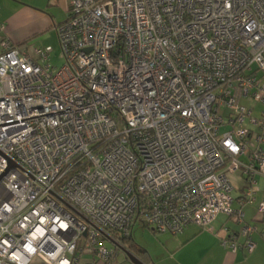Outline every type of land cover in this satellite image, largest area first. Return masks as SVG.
Segmentation results:
<instances>
[{
  "label": "built area",
  "instance_id": "obj_1",
  "mask_svg": "<svg viewBox=\"0 0 264 264\" xmlns=\"http://www.w3.org/2000/svg\"><path fill=\"white\" fill-rule=\"evenodd\" d=\"M66 12L58 68L50 47L0 27V264H116L138 224L216 235L219 215L239 227L220 245L252 252L242 208L264 177V0H69Z\"/></svg>",
  "mask_w": 264,
  "mask_h": 264
},
{
  "label": "crops",
  "instance_id": "obj_2",
  "mask_svg": "<svg viewBox=\"0 0 264 264\" xmlns=\"http://www.w3.org/2000/svg\"><path fill=\"white\" fill-rule=\"evenodd\" d=\"M28 3L30 5L27 6L22 0H0L2 33L14 44L27 43L33 47H50L49 38L46 36L41 38V35L49 29L47 27H50V24L45 19L39 24L37 21L45 16L37 9L38 7H35L34 0H29ZM62 4L64 10L67 11L69 0H47L46 6L47 8L52 5L60 7ZM52 25L54 27V24ZM247 105L255 109L259 106L250 103ZM255 179L257 184L253 188L254 199L242 208L244 222L258 228V232L251 236L255 244L252 252L248 253L244 249L232 252L220 245L219 238L224 236L222 227L225 226L231 231H238L239 227L232 225L225 216L219 215L213 223L216 235L201 231L194 225H189L180 235L176 236L167 233L156 234L145 227L136 225L140 231L136 233L137 227L135 226L131 235L134 246L140 254L136 257L144 264H264V239L260 235L264 229V219L262 220L257 213L258 204L264 198V177L256 176ZM229 180L233 187L234 208H237L238 200L244 194V182L237 173L229 175ZM144 240L148 242H143ZM93 263L92 259L87 258L81 264ZM116 264L132 263L119 249Z\"/></svg>",
  "mask_w": 264,
  "mask_h": 264
},
{
  "label": "rangeland",
  "instance_id": "obj_3",
  "mask_svg": "<svg viewBox=\"0 0 264 264\" xmlns=\"http://www.w3.org/2000/svg\"><path fill=\"white\" fill-rule=\"evenodd\" d=\"M22 2L24 4L26 3L27 6L29 4L28 3L29 0H22ZM34 4H35V7H38L37 9L45 16V17H41L42 19L37 21V22L39 24H41L42 21L45 19L50 24V27H47L49 29L43 35H41V38H44L45 36L49 38L48 44H50V48L52 49L51 63H52L53 66L58 68V67H60L62 65V59L60 57V48H59V44H58V40H57V36H56V32H55V26L57 24L63 23V21L66 20L68 14L64 10L63 4L60 7L52 5V6L48 7V8L46 6L47 0H34ZM52 24H54V27H53ZM50 33H54V34L51 35ZM47 47H49V46H47ZM243 104L246 105L247 103L243 102ZM259 110H260L259 106H257L256 109L254 108V114H256L258 116L259 115ZM137 226L138 227L139 226L143 227L140 224H138ZM138 227L135 230L136 233H138V231H140V230H138ZM145 232L149 233L148 230H145ZM143 242H148V240H144ZM105 246L106 247H110V245L108 243H106ZM87 258L88 259L89 258L92 259V256L91 255H83L82 256V260H85Z\"/></svg>",
  "mask_w": 264,
  "mask_h": 264
},
{
  "label": "trees",
  "instance_id": "obj_4",
  "mask_svg": "<svg viewBox=\"0 0 264 264\" xmlns=\"http://www.w3.org/2000/svg\"><path fill=\"white\" fill-rule=\"evenodd\" d=\"M118 245L123 247V248H125L128 252L132 253L135 256L140 255L138 253V251L136 250V248L134 246V242H133L131 237L130 238H122V239H120Z\"/></svg>",
  "mask_w": 264,
  "mask_h": 264
},
{
  "label": "water",
  "instance_id": "obj_5",
  "mask_svg": "<svg viewBox=\"0 0 264 264\" xmlns=\"http://www.w3.org/2000/svg\"><path fill=\"white\" fill-rule=\"evenodd\" d=\"M61 203L66 207L68 208L69 210H71L64 202L61 201ZM120 250H122L126 257L129 259V261L132 263V264H144L143 262H141L135 255H133L132 253L128 252L125 248L121 247V246H118Z\"/></svg>",
  "mask_w": 264,
  "mask_h": 264
}]
</instances>
